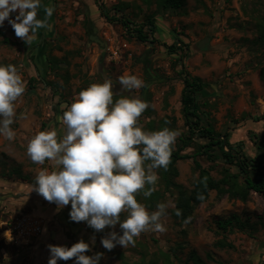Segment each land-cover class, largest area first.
Wrapping results in <instances>:
<instances>
[{
	"label": "rangeland",
	"instance_id": "1",
	"mask_svg": "<svg viewBox=\"0 0 264 264\" xmlns=\"http://www.w3.org/2000/svg\"><path fill=\"white\" fill-rule=\"evenodd\" d=\"M44 7L54 8L48 19L51 29H39L30 45L16 37L7 20L0 27V66H16L25 85L10 126L15 137L8 140L0 135V264H48V245L70 248L81 239L91 248L86 255L103 253L99 264H165V256L171 264H194L189 258L192 252L203 264H264L261 195L251 194L242 203L211 192L187 223H179L174 219L178 190L166 188L159 169H154L155 191L149 197L141 191L136 199L150 213L158 204L167 205L161 218L166 231L143 232L134 246L117 245L108 251L101 239L111 231L122 235L119 224L96 232L86 222L71 221L70 203L58 209L33 190L39 171H53L54 165L35 164L27 154L29 141L40 131L56 130L62 138L66 126L61 117L81 90L111 80L114 103L138 97L149 104L138 120L144 131L169 128L180 133L173 151L181 150L180 155L190 159L175 164V185L187 192L193 189L199 174L194 160L215 180L224 169L236 174L221 159L192 158L194 145L203 144L202 140L193 137V145L182 147L181 139L188 137L181 112L186 73L205 84L197 97L202 124H210L221 135L227 133L232 145L241 143L242 154L264 167V42L258 41L264 0H185L180 10L163 9L157 0H42L40 19L46 16ZM99 8L112 21L103 18ZM16 15L18 11L11 18ZM148 19L155 24L154 35L146 27ZM123 21L130 23L131 30ZM142 25L146 42L138 41L132 31ZM5 39L10 43L5 44ZM204 40H208L206 49L200 50ZM125 75L137 76L145 86L122 91L119 79ZM15 168L27 181L3 177ZM148 187L152 186L145 190ZM127 215L122 213L121 221ZM232 217L244 226L218 228V222ZM220 241L233 247L218 248ZM57 264H75V259Z\"/></svg>",
	"mask_w": 264,
	"mask_h": 264
},
{
	"label": "clouds",
	"instance_id": "2",
	"mask_svg": "<svg viewBox=\"0 0 264 264\" xmlns=\"http://www.w3.org/2000/svg\"><path fill=\"white\" fill-rule=\"evenodd\" d=\"M42 0H0V27L5 20L16 37L30 45L39 29H51L48 19L54 8L44 7V19L38 18ZM18 11L15 19L11 14ZM122 91L130 92L144 87V81L135 75L121 76ZM114 84L111 80L93 83L81 90L63 112L65 134L58 138L56 130L38 132L27 145L31 161L44 165L52 162L55 170L43 169L35 177L33 190L58 209L71 204L69 213L73 222H86L96 232L115 229L101 239L102 246L111 251L117 245H135V238L146 231L165 232L161 218L167 205L158 204L149 212L138 203L136 194L143 191L152 195L158 176L154 169L168 168L178 131L164 128L144 131L139 118L149 108L140 98H119L113 102ZM25 85L14 65L0 66V135L13 140L10 127L16 116L15 102L24 94ZM147 162V163H146ZM146 185L152 186L145 190ZM203 199V195H198ZM127 218L121 221V214ZM176 215H181L180 210ZM95 243V238H92ZM48 264L58 260L75 259V264H99L103 253L86 255L90 245L83 239L66 246L48 245Z\"/></svg>",
	"mask_w": 264,
	"mask_h": 264
},
{
	"label": "trees",
	"instance_id": "3",
	"mask_svg": "<svg viewBox=\"0 0 264 264\" xmlns=\"http://www.w3.org/2000/svg\"><path fill=\"white\" fill-rule=\"evenodd\" d=\"M159 7L170 10H180L185 5V0H157ZM101 16L107 21H112L107 13L99 8ZM115 21V20H114ZM123 25L127 30H131L130 23L123 21ZM146 27L150 28L149 31L154 35L155 24L152 20H147ZM144 26L132 29L136 35V39L140 42H146L147 37L143 33ZM259 42H264V22L259 24ZM5 44H9L8 39L4 40ZM205 84L197 77H192L189 74H184L183 77V90L181 93V106L182 116L184 119V125L187 129L188 137L181 139L182 147L186 148L190 144L193 145L192 139L196 137L203 141V144H197L195 146L196 153L192 158L196 156L206 157L210 162L217 159H221L228 166L234 167L237 170L236 174H232L228 169L220 172L221 178L215 180L209 170L201 169L199 164L194 160L195 169L199 174L194 182L193 189L187 192L183 188L175 185L173 180L177 178L178 172L175 164L179 161L190 159L187 155H180V152H172L171 162L168 168H158L160 178L166 188L174 187L178 190L176 201L174 204V219L179 223H187L196 207L205 203L211 192H215L219 197H227L231 200H238L245 203L249 200L251 194H258L264 197V167L257 161L250 160L244 154H242V144L237 143L232 145L229 142V135L225 133L221 135L210 125H203L201 118L203 112L201 111V104L197 100L204 90ZM238 148V149H237ZM182 149V148H181ZM218 153V154H216ZM147 163V162H146ZM4 178H16L19 180L27 181L25 176H22L20 171L15 168L9 174H3ZM242 178L243 181H240ZM203 195V199H198V195ZM180 210L181 215L177 216L176 211ZM220 230L226 231L232 226L242 228L244 225L237 217H232L226 221H220L217 223ZM217 247L224 249H231L233 246L227 244L225 241L217 243ZM190 260L194 264H203L202 261L195 255L190 253ZM152 264H157L153 262ZM165 264H171L170 258L165 256Z\"/></svg>",
	"mask_w": 264,
	"mask_h": 264
},
{
	"label": "water",
	"instance_id": "4",
	"mask_svg": "<svg viewBox=\"0 0 264 264\" xmlns=\"http://www.w3.org/2000/svg\"><path fill=\"white\" fill-rule=\"evenodd\" d=\"M93 41H94V42H99L96 38H94ZM207 43H208V40L206 41V44H204L203 46H200V47L198 46V48H199L200 50H205V49H206V45H207ZM99 44H100V43H99Z\"/></svg>",
	"mask_w": 264,
	"mask_h": 264
},
{
	"label": "bare ground",
	"instance_id": "5",
	"mask_svg": "<svg viewBox=\"0 0 264 264\" xmlns=\"http://www.w3.org/2000/svg\"><path fill=\"white\" fill-rule=\"evenodd\" d=\"M206 41H207V40L202 41V42L199 44V47H200V46H203L204 44H206Z\"/></svg>",
	"mask_w": 264,
	"mask_h": 264
}]
</instances>
